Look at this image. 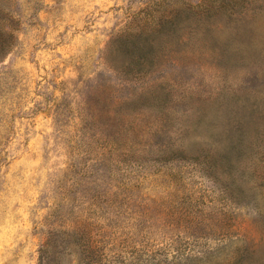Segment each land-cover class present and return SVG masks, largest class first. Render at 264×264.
I'll list each match as a JSON object with an SVG mask.
<instances>
[{
  "label": "rangeland",
  "instance_id": "374dc122",
  "mask_svg": "<svg viewBox=\"0 0 264 264\" xmlns=\"http://www.w3.org/2000/svg\"><path fill=\"white\" fill-rule=\"evenodd\" d=\"M0 1L18 20L0 59V264H264V0ZM179 12L147 76L106 64L114 38ZM142 92L171 98L122 106ZM242 118L254 149L214 171Z\"/></svg>",
  "mask_w": 264,
  "mask_h": 264
},
{
  "label": "trees",
  "instance_id": "16d2710c",
  "mask_svg": "<svg viewBox=\"0 0 264 264\" xmlns=\"http://www.w3.org/2000/svg\"><path fill=\"white\" fill-rule=\"evenodd\" d=\"M184 15L185 13L179 12L174 16L161 18L157 27L153 29L130 32L114 38L113 57L112 59L106 58V64L120 74L124 81L132 82L147 76L159 65L160 54L166 42L176 34ZM17 24L18 20L9 5L6 1H0V59L6 56L16 43ZM169 96L161 98L157 95L150 100L142 92L141 95L123 102L122 106L140 105L148 109L152 107L164 109L171 98ZM244 118L238 121L234 130L226 134L223 147L205 161V164H209V168L214 171L222 168L232 174H236L242 168L241 162L250 154L249 150L254 149V143L248 141L249 128ZM204 172L211 178L219 176L216 173ZM232 198L238 202L243 200L240 195L237 197L232 195ZM241 259H243V254Z\"/></svg>",
  "mask_w": 264,
  "mask_h": 264
}]
</instances>
